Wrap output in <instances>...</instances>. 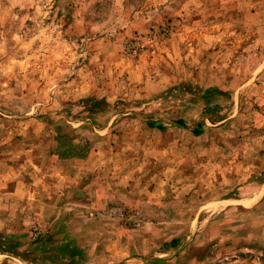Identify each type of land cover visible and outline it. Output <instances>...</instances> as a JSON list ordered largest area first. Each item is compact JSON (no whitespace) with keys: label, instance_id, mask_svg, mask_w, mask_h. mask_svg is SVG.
I'll use <instances>...</instances> for the list:
<instances>
[{"label":"rangeland","instance_id":"rangeland-1","mask_svg":"<svg viewBox=\"0 0 264 264\" xmlns=\"http://www.w3.org/2000/svg\"><path fill=\"white\" fill-rule=\"evenodd\" d=\"M0 264H264V0H0Z\"/></svg>","mask_w":264,"mask_h":264},{"label":"crops","instance_id":"crops-1","mask_svg":"<svg viewBox=\"0 0 264 264\" xmlns=\"http://www.w3.org/2000/svg\"><path fill=\"white\" fill-rule=\"evenodd\" d=\"M107 175H109V174H107ZM114 175V174H113ZM103 185V186H102ZM101 187H107V186H105V184H101L100 185ZM105 191H107V189H105Z\"/></svg>","mask_w":264,"mask_h":264},{"label":"trees","instance_id":"trees-1","mask_svg":"<svg viewBox=\"0 0 264 264\" xmlns=\"http://www.w3.org/2000/svg\"><path fill=\"white\" fill-rule=\"evenodd\" d=\"M179 121H180V123H183L182 120H179ZM173 242H174V240H173Z\"/></svg>","mask_w":264,"mask_h":264}]
</instances>
